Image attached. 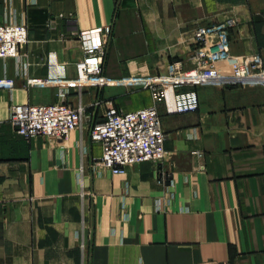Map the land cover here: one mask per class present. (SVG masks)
<instances>
[{
  "label": "crops",
  "instance_id": "0c3cea01",
  "mask_svg": "<svg viewBox=\"0 0 264 264\" xmlns=\"http://www.w3.org/2000/svg\"><path fill=\"white\" fill-rule=\"evenodd\" d=\"M231 15L233 55L264 63V0H0V25L29 28L20 56L0 59L16 83L0 88V264H264L263 83L194 88L197 112L163 116L165 162L124 175L100 163L91 128L112 106L150 107L147 87L71 88L86 115L67 140L26 139L10 122L14 105L60 100L27 81L54 59L75 78L83 31L112 26L106 76L158 77L193 67L196 29Z\"/></svg>",
  "mask_w": 264,
  "mask_h": 264
},
{
  "label": "built area",
  "instance_id": "2783aa9c",
  "mask_svg": "<svg viewBox=\"0 0 264 264\" xmlns=\"http://www.w3.org/2000/svg\"><path fill=\"white\" fill-rule=\"evenodd\" d=\"M238 22V18L231 15L221 22L197 28L190 40L193 63L190 69L178 61L169 75L125 79L104 74L112 26L83 31L78 38L84 57L76 64L75 78L67 77L65 67L54 59L52 75L27 81L32 87L60 88V100L53 104L14 105L10 122L26 139L67 140L74 130L83 126L86 115L84 106L68 103L67 94L71 88L82 92L120 85L147 87L152 92L150 107L131 112L110 107L105 119L92 126L91 139L102 144L100 163L114 174L124 175L128 167L145 162L163 164L170 154L165 148L163 116L197 112L201 102L194 88L208 84H264V63L260 55L239 57L232 53L231 33ZM28 42L29 28L25 23L0 25V59L18 58L21 47ZM15 85L13 79L0 78V88L13 89Z\"/></svg>",
  "mask_w": 264,
  "mask_h": 264
}]
</instances>
